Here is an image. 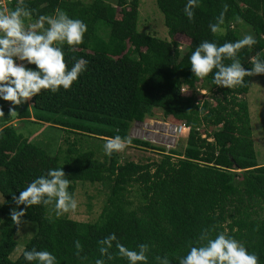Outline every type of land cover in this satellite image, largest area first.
I'll list each match as a JSON object with an SVG mask.
<instances>
[{
	"label": "trees",
	"instance_id": "obj_1",
	"mask_svg": "<svg viewBox=\"0 0 264 264\" xmlns=\"http://www.w3.org/2000/svg\"><path fill=\"white\" fill-rule=\"evenodd\" d=\"M6 3L7 8L17 6V0ZM185 3L156 0L170 37L165 39L139 30L141 0H20L31 13L25 23L50 15L55 8L81 19L87 26L81 43L59 46L66 66L81 57L87 64L69 89L55 93L42 89L18 113L22 121L56 129L59 135L53 143L20 132L12 123L8 101L0 99V193L4 197L0 264H27L22 253L10 258L19 241L17 233L27 222L34 223L35 229L23 250H48L57 264H94L101 258L97 242L109 233L130 248L148 244L146 264H157L155 257L165 255L176 264V257L186 252L202 229L212 236L226 232L254 252L258 264H264V163L257 161L248 102L240 98L249 92L253 75L232 87L217 86L211 72L203 78L193 76L188 60L202 40L222 44L241 38V24L251 27L256 43L239 49L236 58L245 69L251 68L252 58L264 60V0H200L191 21L183 13ZM225 4L224 31L213 34L208 25ZM222 62L229 64L231 59ZM201 90L219 96L213 102L199 100ZM155 109L165 120L189 129L183 151L171 149L160 160L144 163L121 162L120 151L97 157L104 141L115 135L127 137V145L165 152L129 135L132 123L143 121ZM70 134L76 136L71 139ZM87 138L102 144L93 148ZM57 167L70 181L71 193L77 182L108 186L99 218L56 217L51 205L37 204L25 209L20 223H13L9 213L17 206L12 195ZM77 240L78 256L74 254ZM110 251L113 258H105V264H127L115 248Z\"/></svg>",
	"mask_w": 264,
	"mask_h": 264
},
{
	"label": "clouds",
	"instance_id": "obj_2",
	"mask_svg": "<svg viewBox=\"0 0 264 264\" xmlns=\"http://www.w3.org/2000/svg\"><path fill=\"white\" fill-rule=\"evenodd\" d=\"M200 0H186L183 13L189 21L193 19L194 9ZM225 4L214 23H209V31L213 34L222 33L225 23ZM30 11L20 5L0 10V99L19 105L28 98L36 96L42 89L53 93L71 87L78 76L86 70L87 61L76 58L70 66H66L64 52L59 46L81 43L86 24L79 18L70 17L63 9L55 8L50 15H40L27 24L25 17ZM239 22V17H235ZM231 26V22H229ZM256 43L250 34H244L235 41L217 44L214 41L202 40L188 57L193 76L203 78L212 73V83L217 86L232 87L243 83L246 75L264 73V60L252 58L251 68L245 69L236 53L239 49ZM231 59V63L222 61ZM34 65L35 67H27ZM215 69V71H213ZM10 114L15 112L10 108ZM129 143L127 137L120 135L107 138L102 147L105 155L120 151ZM70 181L62 167L49 168L45 174L39 175L12 195L17 206L10 210L13 223H20L25 209L31 205H51L56 217L76 210L78 206L75 194L68 191ZM24 205L25 208H20ZM101 258L94 264H105L115 254L127 261V264H146L149 245L139 243L135 248L125 246L115 233H109L98 242ZM75 255H79L81 244L74 242ZM23 259L27 264H57L56 256L44 249L22 250ZM157 264H171L167 255L156 256ZM176 264H258V257L249 251L243 243L224 231H217L214 236L208 229H202L196 240L187 246L183 255L176 257Z\"/></svg>",
	"mask_w": 264,
	"mask_h": 264
},
{
	"label": "rangeland",
	"instance_id": "obj_3",
	"mask_svg": "<svg viewBox=\"0 0 264 264\" xmlns=\"http://www.w3.org/2000/svg\"><path fill=\"white\" fill-rule=\"evenodd\" d=\"M84 1L90 2L92 0ZM107 1L115 2V0ZM2 5L4 6L5 3L2 2ZM139 12L138 28L140 31L154 34L161 38L170 39L168 30L164 24V16L157 7L156 0H141ZM239 30L242 35H254L249 25L241 24L239 25ZM178 40H180V38H178ZM184 41L186 42V40ZM182 46H184V44ZM215 96L219 95L211 94V92L207 90H201L197 97L199 100L209 99L213 102ZM240 98L246 99L248 102L250 123L257 161L262 164L264 163V73L253 75L249 92L247 94L240 95ZM30 101L31 98H28L19 105H12L10 101L7 102V105L15 111L12 112L14 116L12 123L18 127L20 132L26 136H29L30 139L39 142L44 140L45 143H53L55 137L59 135V132L56 129L48 127L47 124L40 125L22 121L23 119L17 117L21 109L26 104H30ZM180 126L183 125H179L167 119L165 120L159 109H155L153 114L147 116L143 121H134L131 125L129 135L134 138L149 141L156 146L163 147L165 152L147 149L137 145H127L123 150H120L122 155L121 162L130 160L144 163L148 160H160L164 156V153L167 154V152L171 149L183 151L186 145L189 129L184 127V130H182L180 129ZM202 128H204V126ZM40 132L42 134L38 135ZM70 136L72 139L76 135L70 134ZM87 140L90 142L89 145L91 147L93 146V148H95L94 145L98 146L99 143L102 144V142H100L98 139L87 138ZM210 140H212V138ZM62 146L66 147V144L62 142ZM96 152L98 158H104L103 152ZM131 189L132 199H134L135 203L137 204V200L134 197V194H136L134 193L136 187L132 186ZM74 194L75 198L77 199L78 206L76 210L64 214L79 221H95L99 218L102 212L104 203L109 194V188L107 185H103L98 182H77ZM3 202L4 197L0 193V206L3 204ZM49 208L50 206L48 209ZM48 215H50L49 210ZM1 221L2 216L0 215V225L2 223ZM27 223L28 224L23 225L17 233V238L19 241L15 250L10 255V258L13 260L20 256L22 250L24 249V241L32 234V231L35 229L34 223Z\"/></svg>",
	"mask_w": 264,
	"mask_h": 264
},
{
	"label": "built area",
	"instance_id": "obj_4",
	"mask_svg": "<svg viewBox=\"0 0 264 264\" xmlns=\"http://www.w3.org/2000/svg\"><path fill=\"white\" fill-rule=\"evenodd\" d=\"M7 1H9V0H0V5H1L2 7H4V8H7V3H6ZM2 2L5 3L4 6L2 5ZM187 90H188L187 87L183 88V91H187ZM181 127H182V126H180V129H182ZM203 136H205V135H203Z\"/></svg>",
	"mask_w": 264,
	"mask_h": 264
},
{
	"label": "bare ground",
	"instance_id": "obj_5",
	"mask_svg": "<svg viewBox=\"0 0 264 264\" xmlns=\"http://www.w3.org/2000/svg\"><path fill=\"white\" fill-rule=\"evenodd\" d=\"M182 128V130H184V128L183 127H181Z\"/></svg>",
	"mask_w": 264,
	"mask_h": 264
}]
</instances>
